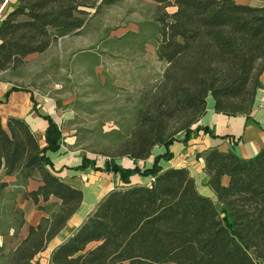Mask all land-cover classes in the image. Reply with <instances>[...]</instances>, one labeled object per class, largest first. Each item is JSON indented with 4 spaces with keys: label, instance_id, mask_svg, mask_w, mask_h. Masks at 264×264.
Here are the masks:
<instances>
[{
    "label": "trees",
    "instance_id": "1",
    "mask_svg": "<svg viewBox=\"0 0 264 264\" xmlns=\"http://www.w3.org/2000/svg\"><path fill=\"white\" fill-rule=\"evenodd\" d=\"M122 1L18 0L0 24V74L30 54L45 52L57 38L79 32L89 18ZM155 1L156 54L166 67L142 97L119 152L104 163V170L117 173L125 185L136 173L154 179L108 192L54 248L50 264H264V148L250 158L218 148L206 151L208 184L216 200L199 190L189 169L160 165L162 158H171L169 146L180 133L187 142L200 129L210 131L198 125L209 96L217 112L251 114L264 70V4ZM12 90L29 91L13 84L0 103ZM44 117V146L25 119L10 117L5 127L0 117V172L17 175L21 184L38 174L37 189L21 192L46 214L3 264H40L38 254L67 228L83 201V190L53 170L49 152L60 148L63 133L53 118ZM162 145L167 150L154 155L150 167L125 168L116 161L123 156L147 159ZM87 167L101 169L96 159L83 156L77 169ZM226 176L228 183L223 182ZM8 183L1 179L0 190ZM13 212L12 231L18 237L24 212Z\"/></svg>",
    "mask_w": 264,
    "mask_h": 264
},
{
    "label": "rangeland",
    "instance_id": "2",
    "mask_svg": "<svg viewBox=\"0 0 264 264\" xmlns=\"http://www.w3.org/2000/svg\"><path fill=\"white\" fill-rule=\"evenodd\" d=\"M156 5L155 0H124L106 7L79 32L57 38L45 52L33 53L0 77L54 100L70 137L64 143L102 160L116 155L142 97L166 67L156 54ZM19 196L11 181L0 190V264L18 241L12 229Z\"/></svg>",
    "mask_w": 264,
    "mask_h": 264
},
{
    "label": "crops",
    "instance_id": "3",
    "mask_svg": "<svg viewBox=\"0 0 264 264\" xmlns=\"http://www.w3.org/2000/svg\"><path fill=\"white\" fill-rule=\"evenodd\" d=\"M236 1L255 6L264 4L263 0ZM17 5L18 0H5L1 4L0 24L5 16L16 8ZM173 9V6L169 7L170 11ZM11 86H13L12 82L5 81L0 77V98L5 97L6 92ZM28 90L29 91H9L6 101L0 103V117L2 124L6 127L10 117L25 119L36 134L40 145L44 146L46 143L44 132L48 124V121L44 116L49 115L53 118L59 124L63 133L60 148L57 151L49 152L53 163V170L64 180L83 190V201L79 209L71 217L67 228L50 242L45 251L37 256L40 264H50V255L54 248L86 219L88 214L108 192L129 185H149L154 177L151 175L136 173L130 176L129 184H123L117 173L104 170L106 158L102 160L93 157L92 155H82L78 152L79 150L75 149L73 142L71 144L68 142L64 143V140L70 137L60 125L62 114L57 108L54 100L47 96L35 94L30 89ZM198 125L207 126L209 130L213 132V135L210 131L200 129L197 133L192 134L188 141L185 142L181 140L184 137V133H180L179 139L169 146V150L172 153L171 158H162L160 160V165L164 170L182 167L189 169L199 190L203 194L216 200L215 192L208 184L209 174L205 169L206 151L211 148H218L222 151H232L243 158H250L264 148V70L259 77V86L257 88L251 114L229 115L217 112L214 107V100L209 96L207 99V110L199 120ZM166 150V147L163 145L156 146L153 150V155L147 159L135 160L128 156H123L117 158L116 161L125 168H133L136 165L140 168L150 167L152 166L154 155L163 153ZM83 156L96 159V165L101 169H93L91 167L77 169L82 163ZM0 174H3L4 176L2 180L13 182V185L20 190V196L17 200L18 202H21L20 206L24 212L25 223L21 227L19 236L17 237V245L20 240L27 235L29 227L31 225H36L42 216L46 215L41 209H39L38 204H35L31 199H23L21 192V190L30 191L37 189L41 183V178L37 174L26 184H21L19 183L20 177L15 174L7 175L5 174V171H1ZM228 180L229 178L226 176L224 177L223 182L228 183ZM52 200H54V197H51L50 201ZM40 202L43 203L42 198Z\"/></svg>",
    "mask_w": 264,
    "mask_h": 264
}]
</instances>
